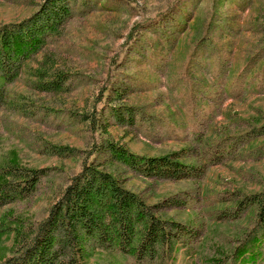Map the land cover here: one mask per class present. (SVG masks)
I'll use <instances>...</instances> for the list:
<instances>
[{"label":"rangeland","instance_id":"374dc122","mask_svg":"<svg viewBox=\"0 0 264 264\" xmlns=\"http://www.w3.org/2000/svg\"><path fill=\"white\" fill-rule=\"evenodd\" d=\"M48 2L0 0V27ZM65 2L71 16L6 85L0 167L16 159L43 175L28 196L0 206V261L16 248L18 228L46 217L84 160L193 230L187 244L196 263L182 256L179 264L231 255L256 226L254 198L264 195V0ZM43 52L67 75L58 92L35 85ZM111 143L171 156L187 173L146 176L114 158ZM111 260L128 263L101 251L89 261Z\"/></svg>","mask_w":264,"mask_h":264},{"label":"trees","instance_id":"16d2710c","mask_svg":"<svg viewBox=\"0 0 264 264\" xmlns=\"http://www.w3.org/2000/svg\"><path fill=\"white\" fill-rule=\"evenodd\" d=\"M65 1L49 0L40 13L0 27V110L9 105L6 85L19 75L33 53L41 52L47 35L71 16ZM57 62L51 53H42L33 72L38 89L58 92L65 87L67 75ZM110 146L114 158L146 176L180 178L187 173L185 165L171 156L143 157L124 146ZM83 162L46 217L35 226L18 228L16 248L0 264H92L89 260L97 251L127 258L124 264H179L182 256L183 261L196 263V253L187 244L193 235L191 228L157 215L141 195L123 186L100 164ZM0 175L8 178L0 181L2 206L28 196L43 172L11 159L0 167ZM254 201L259 204L256 226L231 255L213 264H257L264 258V195Z\"/></svg>","mask_w":264,"mask_h":264}]
</instances>
